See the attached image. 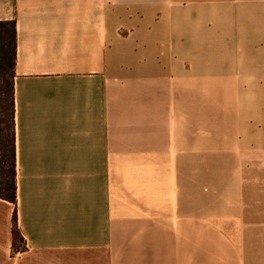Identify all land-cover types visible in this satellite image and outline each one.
Masks as SVG:
<instances>
[{
    "label": "crops",
    "instance_id": "obj_1",
    "mask_svg": "<svg viewBox=\"0 0 264 264\" xmlns=\"http://www.w3.org/2000/svg\"><path fill=\"white\" fill-rule=\"evenodd\" d=\"M263 14L0 0L17 28L0 264H264V44L246 41Z\"/></svg>",
    "mask_w": 264,
    "mask_h": 264
},
{
    "label": "trees",
    "instance_id": "obj_2",
    "mask_svg": "<svg viewBox=\"0 0 264 264\" xmlns=\"http://www.w3.org/2000/svg\"><path fill=\"white\" fill-rule=\"evenodd\" d=\"M17 28L14 21L0 22V199L17 203L15 131V67ZM17 221V215L14 217Z\"/></svg>",
    "mask_w": 264,
    "mask_h": 264
},
{
    "label": "rangeland",
    "instance_id": "obj_3",
    "mask_svg": "<svg viewBox=\"0 0 264 264\" xmlns=\"http://www.w3.org/2000/svg\"><path fill=\"white\" fill-rule=\"evenodd\" d=\"M263 16H264V14H263ZM263 26H264V17H263ZM262 37H263V40L262 41H263V44H264V34H263V36L262 35H259V34L252 36L251 34H249V35L246 36V41H252V43H255V42L259 41L260 38H262ZM263 53H264V49H263ZM245 54H246V58H249V57L252 56V54H254V51H250L249 48H248L246 50V53Z\"/></svg>",
    "mask_w": 264,
    "mask_h": 264
}]
</instances>
